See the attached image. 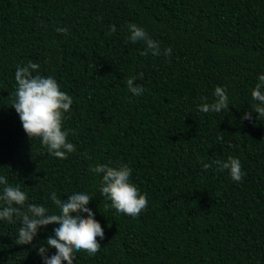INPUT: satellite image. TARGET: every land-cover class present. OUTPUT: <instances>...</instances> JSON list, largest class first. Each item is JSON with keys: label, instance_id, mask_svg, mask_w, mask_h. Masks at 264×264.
I'll return each mask as SVG.
<instances>
[{"label": "trees", "instance_id": "trees-1", "mask_svg": "<svg viewBox=\"0 0 264 264\" xmlns=\"http://www.w3.org/2000/svg\"><path fill=\"white\" fill-rule=\"evenodd\" d=\"M129 23L161 55H142ZM29 60L73 99L63 130L76 151L66 159L30 140L10 106L17 65ZM261 74L264 0H0V175L49 214H59L53 191L92 196L105 236L95 256L76 252L73 264H264V117L251 96ZM134 76L143 95L126 86ZM217 86L229 111L201 112ZM228 156L240 159L242 182L213 164ZM97 163L127 164L147 209L132 217L112 208L99 193L102 174L89 170ZM14 220H0V264H43L37 249L59 225L17 245Z\"/></svg>", "mask_w": 264, "mask_h": 264}, {"label": "clouds", "instance_id": "clouds-1", "mask_svg": "<svg viewBox=\"0 0 264 264\" xmlns=\"http://www.w3.org/2000/svg\"><path fill=\"white\" fill-rule=\"evenodd\" d=\"M128 40L132 43L143 42L146 46L142 55L149 52L153 56L161 55L159 43L149 33L135 23L127 25ZM57 32L67 35L69 29L57 27ZM116 26L112 25L111 33H115ZM171 48L163 50V55L171 56ZM39 64L29 60L26 64L17 65L15 71L16 89L12 93L15 97L12 107L15 108L24 132L31 140L39 137L47 151L56 158L66 159L67 155L76 151L73 143L69 142L68 132L63 130L65 113L70 111L73 99L66 92L60 89L57 80L52 76L39 74ZM36 73L33 75V73ZM142 76V74H141ZM138 78L130 77L125 83L133 95H143V86L134 83ZM214 100L205 102L199 106L203 113H218L221 110L229 111V97L225 87L217 86L213 93ZM251 96L258 103L253 105L257 116L264 117V74L258 76V82L252 89ZM250 111L245 112L242 119L251 120ZM257 119V117H256ZM220 142H225L224 137H218ZM87 156V154H84ZM90 159V157H89ZM219 171L228 170L230 177L235 182H242L245 173L242 171L241 161L238 157L228 156L226 160H214ZM211 167L203 163V170ZM89 170L95 174H102L99 193L110 200L111 207L118 213L137 217L148 207V199L141 193L139 188L130 180L132 169L127 164H120L117 167L109 164H90ZM0 220L8 223H15L14 217L20 220L21 227L18 231L17 245H27L33 242L34 237L42 227L49 224H58L53 229L54 236L50 235L45 244L37 249L43 264H73L74 253L84 251L89 256H95L100 247V240L104 239L105 233L100 222L95 219V214L88 207L92 196L86 192H74L67 196V199L58 197L55 191L51 192L50 199L59 214H49V209L43 204L27 203L28 195L21 190L20 185H11L7 176L0 175ZM26 205V207H25ZM86 213L87 215H84ZM100 238L98 240L97 238ZM50 248L56 252L48 255Z\"/></svg>", "mask_w": 264, "mask_h": 264}]
</instances>
